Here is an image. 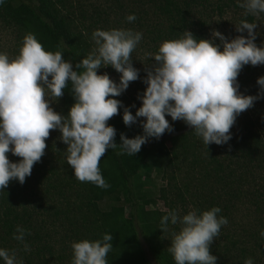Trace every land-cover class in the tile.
<instances>
[{
    "label": "clouds",
    "instance_id": "9594fccd",
    "mask_svg": "<svg viewBox=\"0 0 264 264\" xmlns=\"http://www.w3.org/2000/svg\"><path fill=\"white\" fill-rule=\"evenodd\" d=\"M239 6L253 15L264 13V0H243ZM126 19L132 22L136 17L129 15ZM255 28L256 24L242 21L235 30H246V38L238 35L227 40L213 31L211 39L198 40L191 32L183 31L179 38L162 42L155 54H148L153 63L141 81L146 87L137 96L140 107L135 115L109 97L120 96L130 82L138 79L131 54L142 39L141 33L122 29L94 31V50L76 65L83 71H73L60 51H45L33 34H26L14 59L0 53V191L9 181L24 183L44 155L50 130H57L60 141L67 146L66 163L73 176L102 189L109 187L99 169L105 152L119 147L134 156L148 139L158 140L173 131L165 117L183 121L205 146L226 144L236 117L264 98V76L256 80V96L238 91L237 76L242 67L264 65V44L257 47L254 43ZM105 67L119 74L118 82L107 74L97 75V70ZM69 82L74 103L67 115H60L46 97L60 98ZM119 108H123L125 126L136 124L137 118L143 121L139 124L141 135L129 139L121 134L117 146L115 129L107 121L117 115ZM9 152L19 161L10 162ZM220 211L218 207L206 211L193 208L180 215L168 210L160 218L162 232H168L169 225H179L178 231L171 232L168 248L175 264H216L209 246L228 222L218 216ZM260 235L264 237V231ZM24 236L25 230L17 227L13 239L23 242ZM112 240V235L104 234L94 241L73 242L71 264H108ZM24 250H28L27 244ZM0 261L20 264L16 254L6 249H0ZM244 264H253V260L247 258Z\"/></svg>",
    "mask_w": 264,
    "mask_h": 264
},
{
    "label": "trees",
    "instance_id": "16d2710c",
    "mask_svg": "<svg viewBox=\"0 0 264 264\" xmlns=\"http://www.w3.org/2000/svg\"><path fill=\"white\" fill-rule=\"evenodd\" d=\"M157 2L155 4L157 11L167 19L168 23L162 29L154 27L150 30L153 35L151 42L157 51L161 45L158 43L177 39L183 31L191 32L198 40L209 39L207 32L209 24L206 21L220 19L228 9L240 15L237 18L239 25L242 21L254 23L256 28L258 26L262 28L264 34V13L256 15L247 13L239 6L243 0H219L214 3L211 0H158ZM20 7H24L27 14H24ZM194 15L203 18L206 16V18L201 20V17L196 18ZM0 21L6 26H14L21 35L33 34L45 51L53 53L60 51L63 59L73 66V71H83V69H77L76 65L87 55L81 48L78 37L72 35L68 25L55 10L52 0H3V3H0ZM256 42L254 41L257 47L264 44ZM257 66L242 67L237 76L239 93L249 96L257 95L256 80L261 77ZM110 70L115 75L113 81L118 82L119 74L112 68ZM97 75H99L98 72ZM109 98L117 99L123 108H129L131 114L135 115L133 107L126 105L127 97L124 93L118 97ZM58 99L66 104L69 110L74 103L70 82L64 89V94ZM260 105H264V98L255 101L251 108L236 117L229 130L231 139L226 144L206 146L207 152L217 148L231 153L235 160L234 164L237 163L236 169L242 171L244 178L248 175L246 180L253 178L254 183L245 182L243 179L244 182L240 184V175L232 179L233 174L237 176L235 171L232 173L229 167L228 171L223 170L221 162L214 157L207 158V161L202 157L204 154L199 149L198 141L202 139L195 135L183 121L168 120L173 131L164 133L158 140L148 139L134 156L123 153L119 147L105 152L99 162V169L102 178L109 185L107 189L99 188L90 182L78 181L73 176L71 167L62 164V169L68 174V181H65L67 190L59 191L57 194L59 200L53 203L54 206L48 207L53 210L54 216H62L63 222L67 224L70 220L67 214H74L77 211L80 222L76 220L75 223L80 228L85 226L90 233H93L94 240L101 239L104 234L112 235L113 247L106 257L108 264H175L168 248L171 244V232L178 231L179 225H169L168 232L160 231L159 221L166 212L158 213L148 209L152 201L144 189L141 176L148 161L158 164L156 167L158 171L163 163L162 171H165V162H170L169 149L164 144L166 140L172 148H181L188 153L196 171L206 179L209 176L213 185H219L224 195L229 189V199L220 201L221 196L219 193H214L212 185L211 187L205 184L200 185V188L206 189L199 188L193 194L194 202V200L189 201L186 194L174 183L175 179H172L167 185L172 186L170 191L165 187L159 190V196L165 203L167 211H182L180 214L183 215L193 208L206 211L212 207H218L221 209L218 216L226 218L228 224L232 221L230 220L231 211L244 203L247 210L252 209L253 212H258L259 218H262L264 223V111L260 112L258 109ZM123 108H119L117 115L107 121V124L115 129L114 143L117 146L120 145L121 134L129 139L142 134L139 124L143 119L137 118L136 124L125 126L122 122ZM165 135L169 137L162 139ZM47 144L51 142L47 141ZM56 154L58 156L60 151L51 153L49 150L41 157L50 167L46 168L44 164L37 162L22 185L12 180L0 191V249H6L10 254L14 252L16 256L20 255L22 258L17 259L20 264H41L40 262L71 264L73 259V253L68 245L66 248V244L60 241V245L57 243L55 247L53 242L56 239H53L50 234L43 233L40 228L36 231V228L32 227L29 221L31 214L25 209V202H28L25 199L27 197L25 193L30 192L33 186L37 187L41 179L50 183L55 167L53 163L51 166L52 160L57 163L63 162L60 157L56 158ZM19 159L14 156L10 162L15 163ZM246 186L247 189L244 190ZM125 208L128 214H125ZM17 227L25 230L23 242L13 239ZM261 228L262 226H258L257 229L258 240L246 247L234 236L219 237L221 242L224 239L226 245L214 237L209 250L210 254L217 258L216 264H244L247 258H251L253 264H264V237L260 235ZM55 234L57 237L58 234L56 232ZM75 234L78 235V233ZM48 239L50 242L47 241ZM25 244L28 246L27 251L24 250ZM259 251L261 256L257 255L258 259H256ZM0 264L3 262L0 261Z\"/></svg>",
    "mask_w": 264,
    "mask_h": 264
},
{
    "label": "rangeland",
    "instance_id": "374dc122",
    "mask_svg": "<svg viewBox=\"0 0 264 264\" xmlns=\"http://www.w3.org/2000/svg\"><path fill=\"white\" fill-rule=\"evenodd\" d=\"M158 1V0H157ZM156 0H52V4L56 11H58L60 17L68 25L69 30L72 35L77 36L81 48L84 50V53L88 55L91 53L95 45L92 41V33L96 30H112V29H122V30H132L133 32H139L142 34V39L133 50L131 54V63L132 66L138 70V79L134 82H130L128 88L123 92L126 95L127 99L125 101L128 107L134 106L133 109L136 111L140 107V102L137 99L138 94H142L146 85L141 81L145 78L146 70L153 63L148 54H155L157 50L154 49L152 45L151 38L153 35L150 33V30L155 28H164L168 23L167 19L159 14L155 4ZM212 3L218 2L219 0H211ZM198 8V7H197ZM20 10L27 14V11L24 7H20ZM129 15H134L136 19L132 22H128L126 17ZM196 18L201 17V20H205L202 16L194 15ZM240 15H236L233 10H229L223 14V16L218 19H209L206 21L209 24L207 32L209 39H211V33L217 31L221 33L227 40H231L238 35H243L247 37V31L243 33H237L235 27H239L237 23V18ZM256 34V43H264V34L261 27L255 29ZM24 34L21 35L17 28H14L12 25L6 26L0 21V53L7 54L9 59H14L19 54V49L22 44V39ZM219 40H215L214 43ZM220 42V41H219ZM161 44V43H158ZM219 44V43H216ZM158 47V46H156ZM261 76H264V65L257 66ZM111 67H105L98 69L97 72L99 75L107 74L111 80L115 79L110 70ZM50 102V107L60 115H67V105L62 101L57 99L55 96L48 95L46 97ZM130 104V105H129ZM132 108V107H131ZM260 112L264 111V105H260L258 108ZM143 119V118H142ZM167 120H171L169 117H165ZM234 130H237L233 127ZM60 133L57 130H50L48 138L45 140L47 145L44 149V154L49 150L52 152L60 151V154L55 155L56 158H61L62 163H57V161L52 160L54 167V174L51 177L50 183L44 179H41L37 183V187L33 186L30 192L25 193V198L28 202H25L26 211L31 214V219L29 220L32 224V227L36 228V231L40 230L43 233L50 234L53 239H56L53 244L55 247L57 243L60 245L62 243L69 246V249L72 253L71 244L73 242H79L80 240H90L94 241L95 237L93 233H90L86 227H79L75 221H79V213L77 211L74 214H67L69 219L68 224L63 222L62 216H54L53 210L48 206H54V202L59 200L58 192L62 190H67L65 181H68V174L65 173V170L62 169V164L66 163V145H64L59 139ZM51 142V144H47ZM165 147L169 149L170 162H165L166 167L163 172V163L161 169L158 171L156 167L158 164H153L151 161L147 162V166L142 171V182L144 184V189L149 197H151V203L148 206V209L154 212H167L165 203L161 200L159 196V190L163 187L167 188L169 191L172 189V186H167L170 184L172 179H175V184L182 192L186 194L189 201L194 200L193 194L198 191L200 185H207L208 187L213 186V191L215 194H220V201H226L229 199L228 192L226 190L225 195L219 185H216L211 182V178H204L200 175L192 165L191 156L188 153H185L181 148H172L168 141L165 140ZM200 144V150H202V157L207 160V158H216L222 164V169L228 171H235L237 176L233 174L232 179L238 178L241 176L240 184L243 179L245 182H253V178L246 180V177L240 172V169H236L237 163L234 164V157L231 156V153L225 152L224 150H219L217 148L210 149L207 152V147L198 141ZM171 147V148H170ZM218 147V146H217ZM219 148V147H218ZM229 155V157H228ZM14 156L9 152L7 158L9 161ZM208 161V160H207ZM40 164H44L46 168L50 167L47 163L44 162L43 158L39 160ZM47 164V165H46ZM38 167V166H37ZM163 173V174H162ZM255 176V175H254ZM202 177V178H201ZM251 179V180H250ZM257 180V179H256ZM243 181V182H244ZM254 183V182H253ZM50 184H52L50 186ZM54 186V187H53ZM59 186V187H58ZM58 187V188H57ZM200 189H206L201 187ZM247 189V186L243 188ZM205 192V191H204ZM171 196V195H169ZM23 197V196H22ZM237 205V204H236ZM104 206V204L102 205ZM104 208V207H103ZM65 210V207H63ZM248 208L243 204H239L234 210L231 211L230 223L221 226L219 234L216 236L217 240L223 238L224 235L231 237L234 236L239 240L240 244L250 246L254 241L258 240L257 229L258 226H262L261 231H264V223L262 218H259L258 212H253L252 209L249 211ZM182 213V211H178ZM125 214H128L127 208H125ZM181 215V214H180ZM43 221V223L41 222ZM76 221V222H77ZM43 226V227H42ZM255 226V227H254ZM42 227V228H41ZM253 228V230H251ZM260 229V228H259ZM235 230V231H234ZM55 232L58 234L56 237ZM75 233H78L76 236ZM56 237V238H55ZM50 242V240H47ZM224 245L225 241L221 242ZM228 243V242H226ZM215 245V244H214ZM70 253V252H69ZM261 256V251L256 254V259L258 256ZM17 259L22 258L16 256ZM43 264L42 262H40ZM49 262L48 264H51ZM36 264V263H34ZM38 264V263H37Z\"/></svg>",
    "mask_w": 264,
    "mask_h": 264
},
{
    "label": "water",
    "instance_id": "95a60500",
    "mask_svg": "<svg viewBox=\"0 0 264 264\" xmlns=\"http://www.w3.org/2000/svg\"><path fill=\"white\" fill-rule=\"evenodd\" d=\"M168 137H169V135H165V136L162 137V139H165V138H168Z\"/></svg>",
    "mask_w": 264,
    "mask_h": 264
}]
</instances>
